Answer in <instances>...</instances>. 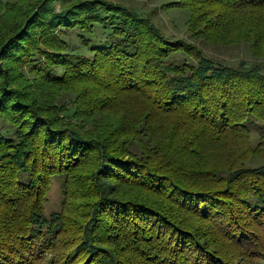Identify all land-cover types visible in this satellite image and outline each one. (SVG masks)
<instances>
[{"label":"trees","instance_id":"1","mask_svg":"<svg viewBox=\"0 0 264 264\" xmlns=\"http://www.w3.org/2000/svg\"><path fill=\"white\" fill-rule=\"evenodd\" d=\"M173 5L191 38L264 58V0ZM263 261L258 64L105 1L0 0V264Z\"/></svg>","mask_w":264,"mask_h":264},{"label":"rangeland","instance_id":"2","mask_svg":"<svg viewBox=\"0 0 264 264\" xmlns=\"http://www.w3.org/2000/svg\"><path fill=\"white\" fill-rule=\"evenodd\" d=\"M10 1V0H8ZM110 4L120 5L126 9L136 12L141 16H148L149 22L159 29L160 33L168 38L180 39L186 43L193 44L202 49L209 58L214 61L230 66L238 67L243 63L258 64L264 74V58L254 56L250 44L238 43L235 46H222L211 43L204 38H191L188 31V22L191 13L188 9L176 7L173 4L176 0H100ZM56 6V11L58 10ZM67 39L73 41L75 45H80L75 37V33H70ZM211 40V39H210ZM261 65V66H260ZM262 163H259V165ZM254 165V164H253ZM49 204L46 206V214L55 211L59 206V191L56 183L50 188ZM236 264V262H234ZM264 264V261L261 262Z\"/></svg>","mask_w":264,"mask_h":264}]
</instances>
